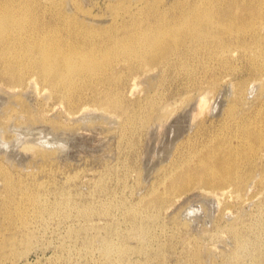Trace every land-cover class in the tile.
<instances>
[{
  "label": "rangeland",
  "instance_id": "rangeland-1",
  "mask_svg": "<svg viewBox=\"0 0 264 264\" xmlns=\"http://www.w3.org/2000/svg\"><path fill=\"white\" fill-rule=\"evenodd\" d=\"M114 1L63 0L62 8L44 11L75 13L99 32L114 23L108 8ZM128 1L139 29L149 30L162 21L160 14L171 19L173 5L208 3L222 10L231 3L237 14L254 0H157L151 23L142 22L150 5ZM260 35L264 42V31ZM232 42L233 48L208 44L199 58L176 61L164 74L117 64L119 87L95 85L120 93L122 111L113 114L91 104L97 96L90 89L81 88L80 105L69 112L66 102L32 81L14 88L0 80V167L11 178L5 187L0 177V264H264V59H251L264 55V43H253L248 28L236 31ZM255 64L261 73L250 72ZM212 80L218 81L213 89ZM200 98L206 104L199 114ZM153 99L160 105L154 117L139 122ZM131 118L138 120L132 132L121 125ZM246 121L262 135L255 154L243 159L253 179L227 192L192 186L166 200L157 214L148 209L129 216L168 183L178 162L203 153L213 139L239 138ZM25 141L33 145L24 147ZM39 146L52 148L51 154L44 157ZM27 196L45 211L37 212ZM16 210L25 222L10 220Z\"/></svg>",
  "mask_w": 264,
  "mask_h": 264
},
{
  "label": "bare ground",
  "instance_id": "bare-ground-1",
  "mask_svg": "<svg viewBox=\"0 0 264 264\" xmlns=\"http://www.w3.org/2000/svg\"><path fill=\"white\" fill-rule=\"evenodd\" d=\"M127 1L115 0L109 3L114 23L109 30L97 32L75 13L66 16L61 9L49 14L44 11L50 5L62 8L63 0H0V80L6 79V83L14 88L25 85L27 80L32 81L34 85L46 89L50 95L66 102L69 112H74L79 107L80 97L77 95L82 93L79 92L81 88L90 89L97 96L92 98L91 104L103 113L113 114L122 111L120 93L112 90L104 92L96 89L95 85L104 81L108 87H119L121 77L114 75V72L119 71L115 67L117 64L128 71L136 68L143 71L159 68L164 74L174 67L176 61L187 60L185 63H189V58H199L208 44L222 42L224 47H231L236 31L245 28H248L253 43H264L257 40L261 38L260 32L264 31V0H254L242 6L237 14L236 8L230 9L231 3L222 10L208 3L190 9L173 5L167 11L171 19L166 14H160L162 21L151 24L152 29L149 30L139 29L141 24L137 23L138 17H134L135 12L129 9L132 4ZM139 1L150 5V9L146 8L145 11H148L143 14L142 22L144 18L152 22L153 16L150 13L155 4L158 8V1ZM119 9L125 10L124 13L119 15ZM150 30L153 35L148 33ZM252 58H262L263 61L264 55ZM253 61L259 64L258 61ZM262 71V66L256 64L250 70L252 73ZM216 81H210L209 87L215 88ZM241 87L238 86L236 90L238 102L242 98ZM198 101L197 109L200 114L206 103L201 98ZM159 106V101L149 100L143 110L150 111L139 122L153 118V113ZM137 121L134 118L124 119L121 125L132 132ZM240 128L242 134L239 138L225 136L217 142L213 139L206 145L203 153L186 162H178L168 183L161 185L162 189L156 188L149 198L140 202L139 207L129 212V216L139 217L144 212H149L148 209L157 214L166 200L192 186L227 192L230 186L241 185L243 179H253L254 170L243 168L246 165L243 159L248 153H251L250 156L255 154L254 148L262 142V135L254 129L252 121H246ZM234 139H237L236 144L232 143ZM25 142L24 147L33 145ZM38 149L44 157H48L52 150L40 149V146ZM57 149L54 148L55 151ZM0 177L3 178V185L8 187L11 178L2 167ZM26 200L37 212L45 211L42 205L37 204L35 197L27 196ZM85 211V208L80 210L83 214ZM10 220H20L23 223L25 216L22 211L16 210L10 215ZM119 250L126 252L125 247Z\"/></svg>",
  "mask_w": 264,
  "mask_h": 264
}]
</instances>
